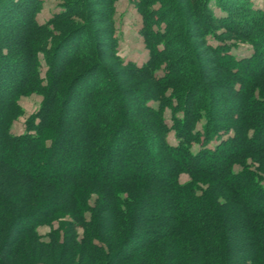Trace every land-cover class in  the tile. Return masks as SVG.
Listing matches in <instances>:
<instances>
[{"label":"trees","instance_id":"trees-1","mask_svg":"<svg viewBox=\"0 0 264 264\" xmlns=\"http://www.w3.org/2000/svg\"><path fill=\"white\" fill-rule=\"evenodd\" d=\"M117 1L0 0V264H264V7Z\"/></svg>","mask_w":264,"mask_h":264},{"label":"rangeland","instance_id":"rangeland-1","mask_svg":"<svg viewBox=\"0 0 264 264\" xmlns=\"http://www.w3.org/2000/svg\"><path fill=\"white\" fill-rule=\"evenodd\" d=\"M41 8L37 13V20L40 23L47 21L55 12L61 8V3L64 0H41ZM256 7H264V0H250ZM116 35L119 38V53L125 61L131 60L141 65L149 57V51L145 46V42L142 34L140 33L143 25L142 16L135 8L134 4L130 0H118L116 3ZM217 14H220L221 10L215 7ZM238 46L232 49L233 53L242 57L248 56L252 53L253 47L248 43L238 42ZM234 99V98H233ZM42 101V96L37 93H33L27 96H23L20 99L25 113L19 117L12 125L14 133H22L25 130V120L33 112H35ZM235 101V99H234ZM170 110L167 109L166 117L171 124ZM171 142H174V132L170 133L169 137ZM189 179L187 174L181 175V180L186 181ZM94 198L91 202L94 201ZM57 224L55 223V226ZM51 230L50 226H42L39 231L45 240L48 239V233Z\"/></svg>","mask_w":264,"mask_h":264}]
</instances>
